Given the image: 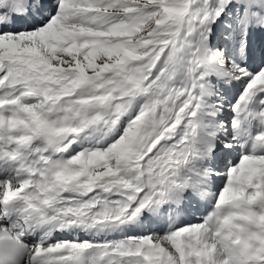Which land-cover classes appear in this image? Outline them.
Instances as JSON below:
<instances>
[{
  "label": "snow or ice",
  "instance_id": "1",
  "mask_svg": "<svg viewBox=\"0 0 264 264\" xmlns=\"http://www.w3.org/2000/svg\"><path fill=\"white\" fill-rule=\"evenodd\" d=\"M0 264H264V0H0Z\"/></svg>",
  "mask_w": 264,
  "mask_h": 264
}]
</instances>
